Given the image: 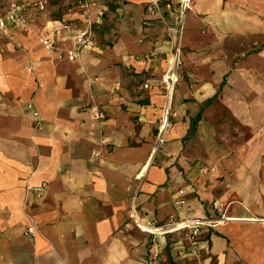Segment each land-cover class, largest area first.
Wrapping results in <instances>:
<instances>
[{
    "label": "crops",
    "instance_id": "1",
    "mask_svg": "<svg viewBox=\"0 0 264 264\" xmlns=\"http://www.w3.org/2000/svg\"><path fill=\"white\" fill-rule=\"evenodd\" d=\"M23 1L44 3L26 27L0 0V264H153L142 226L218 217L215 201L233 221L196 251L156 237L163 263L264 264V0H190L183 22L178 0Z\"/></svg>",
    "mask_w": 264,
    "mask_h": 264
},
{
    "label": "built area",
    "instance_id": "2",
    "mask_svg": "<svg viewBox=\"0 0 264 264\" xmlns=\"http://www.w3.org/2000/svg\"><path fill=\"white\" fill-rule=\"evenodd\" d=\"M7 5V12L5 15V21L11 26H20L26 27L27 21L25 19V12L28 9H37L42 11L44 9L43 2H24L23 0H5ZM181 9V20L183 22L186 13L190 10L191 3L190 0H178ZM76 10L79 11H88L89 3L86 0L79 1L76 5ZM158 10V3H152L148 10ZM181 22V23H182ZM182 25V24H181ZM84 30H78L75 32L74 35V42L75 48L77 51L87 49L93 45V37L92 31L89 28ZM180 27V33H181ZM4 25L0 23V33L3 31ZM178 51L174 55V61L171 64V67L167 70L165 75L162 78V83L165 87V98L166 103L164 106L163 114L160 119V124L157 131V138L155 144V151L158 150L165 141V137L170 131L172 124H171V117H173L172 113V98L175 91L176 84L178 82V75L176 69L178 67ZM69 61L75 60V55H70L68 57ZM147 86H144L146 88ZM30 108V107H29ZM97 118H101V115H97ZM214 172V170H211ZM42 189H36L35 193L37 197L41 196ZM182 192L180 193V195ZM229 205H224L219 201H215L212 204V208L214 211L218 212V217L215 218H208V217H195V218H188V219H180L179 221H170L168 224L161 226V227H154L153 225L146 224L142 226V229L149 230L150 234H159L160 236H165L175 231H185L187 232V238L190 242L192 250H195L197 246V238L199 233L202 229H215L216 227L223 225L225 223L233 221V219L227 218L225 216L227 212V208ZM144 227V228H143ZM35 227L33 222L30 220V225L26 229V235L34 237L35 236ZM196 251V250H195Z\"/></svg>",
    "mask_w": 264,
    "mask_h": 264
},
{
    "label": "rangeland",
    "instance_id": "3",
    "mask_svg": "<svg viewBox=\"0 0 264 264\" xmlns=\"http://www.w3.org/2000/svg\"><path fill=\"white\" fill-rule=\"evenodd\" d=\"M156 237H163V236H160L159 234H154V235L151 236V239H152L151 242L152 243H150V247H151L150 249L153 251V255L151 253V258H152L151 261L154 262L153 264H164L163 261L165 262L166 259L165 260H163V259L164 258H167L168 257L167 256L168 254L165 255L164 253H162V254L159 255V253L161 252V250L159 248L160 247L159 243H157V240L155 239ZM153 239H155L154 242H153ZM157 258H159V259H157Z\"/></svg>",
    "mask_w": 264,
    "mask_h": 264
},
{
    "label": "bare ground",
    "instance_id": "4",
    "mask_svg": "<svg viewBox=\"0 0 264 264\" xmlns=\"http://www.w3.org/2000/svg\"><path fill=\"white\" fill-rule=\"evenodd\" d=\"M165 101H166V100H165ZM138 226H139V225H138ZM143 228H144V227H143ZM144 231H146V232H150L149 230H147V229H145V228H144Z\"/></svg>",
    "mask_w": 264,
    "mask_h": 264
}]
</instances>
